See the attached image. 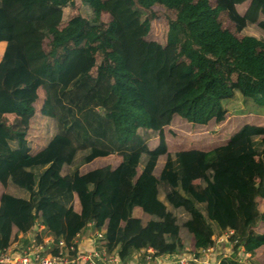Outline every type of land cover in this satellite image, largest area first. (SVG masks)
<instances>
[{"label": "trees", "instance_id": "1", "mask_svg": "<svg viewBox=\"0 0 264 264\" xmlns=\"http://www.w3.org/2000/svg\"><path fill=\"white\" fill-rule=\"evenodd\" d=\"M214 2L248 34L209 58L182 22L150 39L127 0H79L77 27L70 1L0 0V37L28 3L46 23L35 43L0 42V250L36 224L65 241L91 224L124 261L149 247L197 255L232 230L231 252L264 264V0Z\"/></svg>", "mask_w": 264, "mask_h": 264}, {"label": "rangeland", "instance_id": "2", "mask_svg": "<svg viewBox=\"0 0 264 264\" xmlns=\"http://www.w3.org/2000/svg\"><path fill=\"white\" fill-rule=\"evenodd\" d=\"M67 1H70L71 4L73 3L72 9H68L67 12L70 14L76 12L75 14H78L77 16H83L82 19L88 18V15L78 11L79 0H64V2ZM127 1L129 4L136 5L145 13L149 21L147 28L149 30L148 35L150 39L156 38L163 42L166 36L167 23L169 21L182 22L192 34L193 48L199 54L205 55L209 58H214L219 51L224 48L234 47L248 34L246 31L241 33L236 32L232 23L228 19L226 10L216 7L214 0H175V4L172 8L160 4L155 0ZM236 1L238 2L240 0ZM21 9L22 12L17 13L15 18L14 28L8 33V35L1 36L0 42L6 41L9 38L21 37L24 40H30L34 43L38 40V31L46 24L45 21H42L41 15L34 12L32 9V3L23 5ZM77 19L80 18L78 17ZM143 76L148 77L146 70H144ZM153 81L157 82L155 80ZM164 92L165 90L163 87H156V93L159 96H163ZM227 106L230 111H233L240 107V103L239 101H233ZM18 121L19 123H16V121L14 122L10 118L4 119L6 124L14 122L16 124V130L21 131L23 129L22 125H25V123L21 119H18ZM162 136L163 135L161 134L158 138H161ZM55 226H58V222H55ZM171 239L172 238L169 235L165 236L166 242H171ZM220 246L221 245L216 246L218 253ZM183 252L189 254L190 251L184 250ZM204 255L205 254H202V256ZM247 258L248 257L241 258V256H237V259H239L241 263H245L248 260Z\"/></svg>", "mask_w": 264, "mask_h": 264}, {"label": "built area", "instance_id": "3", "mask_svg": "<svg viewBox=\"0 0 264 264\" xmlns=\"http://www.w3.org/2000/svg\"><path fill=\"white\" fill-rule=\"evenodd\" d=\"M92 227L89 224L84 232L76 234L71 241H65L53 237L52 234L44 235L42 232L45 226L36 224L25 241L0 250V264H219L230 257L217 262L211 261L216 246L233 248L238 242L234 232L229 230L215 240L214 247L201 250L197 255L185 252L160 255L158 250L149 247L134 254L131 260L124 261L116 252L107 251L105 231H94ZM233 253L236 254L234 261L239 264L244 263L237 256L250 258L243 248Z\"/></svg>", "mask_w": 264, "mask_h": 264}, {"label": "crops", "instance_id": "4", "mask_svg": "<svg viewBox=\"0 0 264 264\" xmlns=\"http://www.w3.org/2000/svg\"><path fill=\"white\" fill-rule=\"evenodd\" d=\"M50 17V20L51 21H53L54 22V24H57L59 21H60V15L59 14H55V15H52V16H49ZM80 19H77L76 21H73L72 23H70L69 24V26H72V27H77V21L78 20H81L82 18H83V16L82 15H80V16H78ZM25 44V43H24ZM25 46H26V44H25ZM26 48H28V50L30 49V47L29 46H26ZM26 57H27V54H26ZM27 60H28V63H29V67H30V69H31V71L33 72V73H35L36 75H38V76H40V77H44L45 76V74H44V64H43V59H42V57H38L36 60L35 59H32V58H29L28 59V57H27ZM5 118H10V119H12L14 122L16 121V123H19V121H18V119H20L19 117H17L16 115H14V114H6V115H4L3 116V123L6 125V126H8L9 128H11L12 130H16V124L13 122V123H8V124H6L5 122H4V119ZM22 120V119H21ZM23 121V120H22ZM22 127H23V129L21 130V131H26L27 129H28V127H27V125L25 124H23L22 125ZM53 225V227H56L55 226V223L54 224H52ZM33 229H35V226L34 227H32V229L31 230H33ZM30 230V231H31ZM30 231L25 235V238L27 239V236L30 234ZM44 235H49V234H51V232L47 229V228H45V230L42 232ZM25 239V240H26ZM24 240V241H25ZM21 242H23V241H21ZM18 243H20V242H18ZM215 245H216V243H215ZM212 257H211V261H214V262H217V261H219V260H222V259H224L225 257H230V258H235L236 257V255L233 253V252H231V250H230V248H228V247H226V246H220L219 247V253H218V250H217V248H215V250H214V253L211 255ZM133 257V255L131 256V257H129L128 259L129 260H131V258ZM220 258V259H219ZM246 263H248V264H250L251 263V258H249L244 264H246ZM252 264V263H251Z\"/></svg>", "mask_w": 264, "mask_h": 264}]
</instances>
